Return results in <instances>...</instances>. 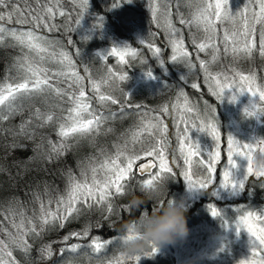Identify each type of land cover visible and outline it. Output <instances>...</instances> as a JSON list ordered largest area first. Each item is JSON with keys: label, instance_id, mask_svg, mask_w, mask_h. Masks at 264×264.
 <instances>
[{"label": "trees", "instance_id": "trees-1", "mask_svg": "<svg viewBox=\"0 0 264 264\" xmlns=\"http://www.w3.org/2000/svg\"><path fill=\"white\" fill-rule=\"evenodd\" d=\"M200 1L162 0L159 4L161 15L158 21L152 18L150 0H131V2H126V0H88V6L83 15H81L82 5L77 7L72 0H9L7 4L0 7V12L5 15V19L0 21V25L6 29L5 33L0 34L2 36L0 38V87H7L10 84L15 86L29 77L31 74L26 71L27 64L46 69L49 83L52 85V89L34 95L31 99H18L16 104L22 105L23 111L0 122V169H2L0 171V222L7 221V216H10L9 212L12 209H23L26 214L25 218L35 217L33 213H36L43 203L53 201L59 194L65 192L70 179L84 169L93 157H101L100 149H107L109 146L105 143L108 142L107 139L100 138L101 131L106 128L105 123H102L99 130L94 129L90 133H77L70 136L64 141L66 149L63 153L52 155V158L49 159L51 154L49 141L57 144L61 142V138L57 135L58 127L60 124H66L70 119L72 115L70 110L74 107L73 97L78 95L81 89L85 93L84 100L88 101L89 110L92 111L93 116L104 117L105 114L109 115L117 110L128 111L127 115L129 116L125 126L117 130L119 138L122 133H129L134 127H139L145 120H149L145 116L154 114L153 112L156 113L159 104L167 100L171 92L184 90L190 98L195 96H202L204 100L210 98V95L200 84L199 65L202 58L207 61L209 57L207 53H198L199 49L196 47V44L204 40L205 35L199 24L192 23ZM114 2L119 3L118 8L112 7ZM46 8L53 9L51 19L44 12ZM13 9H19V11L13 13L9 20L8 13ZM60 12H63V15H60ZM167 12H171L172 23L178 29L177 38L183 40L184 50L188 53L187 59L195 65L197 74L189 73L188 68L176 66V61H183L182 57L178 56L175 61L172 60L173 56L170 57V40L172 38L165 29ZM36 15L43 16L48 26L33 23L32 17ZM20 19H27L29 23H18L17 21ZM181 19L185 23L181 24ZM77 20H80L79 24L76 23ZM53 25L55 27H52ZM29 30L41 37L45 43L52 42L44 43L47 48L46 52L37 53L35 50L21 45L8 34L11 31L19 33ZM138 33L144 36L143 43L138 40ZM89 36L91 40H88ZM116 42H123L135 48L137 55L135 57L127 56L125 63L118 62L119 60L111 55L106 54L103 57L97 55L100 48ZM156 48L160 49L158 54H154ZM61 51L67 53L71 58V71L82 77L78 85L66 76L55 75L69 71L65 64L57 61V56ZM199 55L202 58H199ZM161 60H163L162 65L160 64ZM89 66L93 69L99 68L98 70L108 69L109 75L114 74L118 77L121 76L118 73L127 75H123L126 78L119 79L117 84H114V88L108 90L103 87L98 70L95 75L88 76L86 74V68ZM149 70L152 75H157V78L163 81V94L171 91L168 96H160L146 88L133 89L125 96L124 93L132 78L136 74H147ZM182 77H186V79H182ZM192 78L199 82L200 87L196 89L191 87ZM94 82L100 84L99 92L93 87ZM107 82L110 81L107 80ZM181 84L184 85L181 87ZM55 88L61 89V92L57 94L53 90ZM100 95H110L118 101L113 104L111 100H106L99 104L96 101ZM123 97L126 102L123 101ZM37 108L44 114L53 115V121L43 127H36L42 122L33 119L31 127L35 131L34 136L28 138L18 135L19 125L28 120ZM4 112L7 114L6 106ZM132 112L134 115L131 119ZM163 114L164 118L168 120L170 115L168 110ZM171 123L173 125V120ZM167 137L168 139L172 138L170 132ZM115 138H117L116 135L111 137V140ZM75 142L79 143L77 149H74ZM13 144L20 146L12 147ZM172 144L168 147L170 152L174 148H171ZM176 156L175 153L174 160ZM164 176L169 178L168 174ZM142 184L143 178L133 169L128 194L122 198H110L113 202L118 200L114 204L119 208L111 220L105 219L106 214L102 211L90 218L85 210L84 219L73 214L68 220L61 223L55 221L53 224L45 226L43 231L37 232L39 235L31 233L34 235L32 239L27 237L30 244L29 252L25 253L16 248L14 250L17 263L66 264L71 261L102 263L105 260H110L114 255L122 253L121 224L139 216L141 211L150 213L152 210V202L143 205L139 210H131L128 207L131 195L139 196L141 194L139 188ZM132 187L136 189L134 192L131 190ZM169 193L166 188V199H169ZM120 208L125 209L123 214H121ZM98 221L102 227L96 226ZM110 224L113 226L110 227ZM86 225H91L88 237H76L67 243L73 241L79 243L82 240H88L91 236H99L101 240H112L113 242L99 253L93 252L86 242H83L76 252L60 247L59 237L73 232H82ZM48 244L52 246L53 255L51 258H43L40 250ZM59 248L65 250L58 251ZM146 256L149 257L145 259ZM145 257L142 264H171L170 259L155 253H147Z\"/></svg>", "mask_w": 264, "mask_h": 264}, {"label": "rangeland", "instance_id": "rangeland-1", "mask_svg": "<svg viewBox=\"0 0 264 264\" xmlns=\"http://www.w3.org/2000/svg\"><path fill=\"white\" fill-rule=\"evenodd\" d=\"M218 2L221 3L220 18L216 17V9L213 7L209 10L210 18L212 20V25L209 30H205L207 25L199 24L203 34L205 35L204 40L199 43H206L211 46L207 47L204 51L198 50L197 52H201V54L207 53L209 60L206 61L201 55H199V58H202L201 60L205 62L207 72L210 73L211 76H217L220 84L225 86L224 92L220 94V98L218 99L217 96L212 95V91L217 90V85L211 78H205V71L201 68L200 84L210 95V98L206 100H204L202 96L190 98L185 94L184 90H179L178 92H171L169 90L167 93L163 94V81L157 78V75H151L149 77L146 74H136L129 83V87L124 93L125 96L131 93L133 89L146 88L149 89V91L151 90L152 92L158 93V95L164 97H167L171 92L168 99L159 104V108L156 113L153 112L154 114H148L145 116L146 118H149V120H145L139 127H134L129 133H122L120 138L117 130L125 126L129 116L127 115L128 111L117 110L109 115L105 114L103 123H105L106 128L101 131L100 138L107 139L108 142L105 143L109 146L107 149H100L99 152L102 156L93 157L92 160L85 165L86 167L73 178L80 182L86 181L88 184H92L93 173L91 168L96 167V179L103 182L110 174L100 166L106 159L110 161L112 158H115L118 152H124L128 156H140V159L134 161L132 170L134 169L135 164L139 161L145 162L150 159L154 162L153 166L148 171L142 173L144 182L145 180L151 179L155 176L157 172L161 171L159 168V156L145 155V152L155 148L157 153L163 150L165 162L168 167L172 169V172H174L176 176L180 175L179 179L174 177L172 180L164 176L165 178L163 181L165 183V189L167 188L168 193L170 186H172L171 189L173 191L169 193V199L183 201L185 210L188 206L192 205L205 190L207 192V196H210L211 199L213 197L212 192L216 191L217 195L213 197V200H222V205H224L223 201H228L230 198L237 195V192L230 188L220 187L221 182L224 180L223 173L225 171L230 170L233 173L234 178L236 180H240L244 177L247 165V161L244 158L234 156L233 160L236 162L237 167L230 168L228 165V137L232 136L241 145V148H238L237 151H247V149L242 147L244 144H250L252 146L254 168H258L257 166H260L261 157H264V154L259 151L261 146L258 142L261 141V135L264 131V123L261 119H259V111L262 107L263 101L260 100L258 94L259 90H264V56L260 54V38L261 33L264 32V23H258L254 18V14L259 12V4L257 3V0H227L226 3L225 0H201L200 4H198L199 7H197V13L208 4L215 5ZM245 23L248 24L249 29L247 39L255 41V47L250 55L244 51H233V47L242 48L244 45V41L246 39L243 35L245 31ZM226 34L228 39L225 38ZM233 34H236L234 39L238 41L235 45L233 43ZM170 36L172 39L178 40L177 33H172ZM137 37L139 41L141 39L144 41L143 35L138 33ZM88 40H91L90 36L88 37ZM42 42L45 41L42 40ZM120 44L125 43L116 42L115 44L107 45L104 48H100L99 53L102 57L106 54L111 55L119 60L118 62L125 63L127 62V56L124 61H121L119 55L111 54V48L114 45ZM170 49V57L173 55L179 56L178 53L173 52L172 45ZM214 49L216 50L215 54L217 58L213 61L212 56L214 54ZM59 56H57V61L61 60ZM182 60L183 61H176V66H179L180 68L181 66L188 68L187 61L189 60L187 57H182ZM40 62L43 63V61ZM51 62L55 63L56 61ZM98 69L99 68L93 69L89 66L86 68V74L88 76H91L92 74L95 75V72ZM98 73L102 79L103 87L108 90H112L114 88V84H117V81H119L118 76L108 74V69L98 70ZM189 73L197 74L198 71L194 67L189 70ZM237 73L244 76H255L256 79L253 88L257 91V95L253 96L252 93L248 91L249 82L241 81L240 75H237ZM118 75L126 76L127 74L118 73ZM107 80L110 82L104 83ZM192 83H196L198 87H200L199 82H197L194 78H192L190 85ZM183 85L181 84V87ZM210 88L212 91H210ZM241 88L244 89L243 95H240ZM181 91H183L188 97L189 107L192 108L191 111H185L183 107L185 101L184 97L180 96ZM233 96L236 97L235 100H232ZM123 101L126 102L125 97H123ZM96 102L99 104L103 103L100 99ZM85 103L89 104L87 100ZM252 104L256 106L257 114L251 117L246 116L244 110L249 108ZM164 108H167L170 114L168 120L164 118ZM90 112L92 113V111ZM133 115L134 113L132 112L130 114L131 119ZM83 116L85 119L92 118L88 115V113H84ZM172 120L173 125H171ZM160 121L163 123L159 124ZM148 122L157 123L159 124V127L157 129H153L151 134L148 132H142L139 137L134 139V134L141 132V129ZM70 123L71 119L68 120L66 125H70ZM209 123L215 125L219 136L218 141L213 139L210 134V130L207 129V125ZM162 127L167 128L166 133H162L159 130ZM202 127L205 128V131H199ZM169 132L172 135V138L170 139L167 137ZM115 135L117 137L115 138L116 140H111V137H115ZM185 137L188 139L185 140ZM221 143L223 144V148L220 146ZM170 144H172L171 148L174 147L171 152L168 149ZM197 145H199L198 154L190 158L192 163L191 166H189L185 163V156L189 153V151H197ZM182 146L183 155L181 152ZM78 147L79 143L75 142L74 149H77ZM208 151H218L220 153L218 160L213 165L214 171L211 173L212 183L206 189H189L187 182L184 179V172L190 170L192 180H204L209 173L206 170V166L202 167L199 162L207 161ZM175 153L177 156L174 160L173 158ZM170 161L173 163L172 166ZM118 163L123 165L125 163L124 157H121ZM167 174L169 175V173H165L164 175ZM111 175L114 177V174ZM70 180L71 181L69 182L66 191L59 194L55 200L43 203L36 213H33V216L35 215V217L25 218L26 214L23 209H12L9 212L10 216H7V221L0 222V240L5 241L8 245L7 249L0 252V257L3 258L5 264H13V261H15V264H18L14 255V250L15 248H19L11 243L9 233H11L12 236L18 234V229L14 227V225H18L20 223L21 213L23 214L25 231H27L30 227H35V234L42 231L45 227V225H42L41 223V217L44 213H57L58 217L66 214L65 204L60 202L67 201L72 178ZM97 195H99V193H97ZM91 202V200L85 202L83 198L81 199L79 204L83 206L80 205L79 207H81L83 211L78 216H81L84 219L86 213L85 210H87V214L90 218L94 214L101 213L99 205H95L92 209H88L87 204ZM117 202L118 200L114 203ZM211 205L213 206V203ZM228 212L229 210L222 208L219 215L220 219L217 220V217L213 216L210 210L208 211L209 217L207 219L203 218L202 220V216L206 214V209L201 207L197 213H194L187 218V220L193 221L190 224H187L188 235L186 238L178 240L174 244L161 246L157 248L154 253L170 259L171 264H249V261L259 259L260 255H264V251H261L262 246H260L257 242V256L254 257L251 246L254 237L251 236L245 225H241L239 230H237L236 227L240 222L241 217H245L248 213L252 212H242L238 214L240 217L236 218L232 217L231 214L228 217ZM56 222L61 223L62 221L58 218ZM249 224H251L253 229L256 231H258L261 227H264V212L254 211L253 217L249 220ZM33 236L34 235L30 233L25 235L24 239L27 240V237L32 239ZM65 236L66 235L58 238L61 243V248L65 247L68 249L70 245L77 244L74 241L67 243V241H64L63 239ZM93 237L97 236H91L88 240H82L78 244L81 245L83 242H86V244L89 245L91 238ZM74 239H76V237H70L69 240ZM7 251L12 252L11 257L6 255ZM19 251L22 250L19 249ZM58 251H61V249L59 248ZM82 252L85 253L84 251ZM147 253H151V251L144 252L132 258L127 257L122 252L114 255L110 258V260H105L102 263H92L89 261L80 263L79 261H71L66 264H121V261L122 264H142L144 261L143 258ZM137 257H139V260ZM148 257L149 256H146L145 259ZM153 261H155L154 258Z\"/></svg>", "mask_w": 264, "mask_h": 264}, {"label": "snow or ice", "instance_id": "snow-or-ice-1", "mask_svg": "<svg viewBox=\"0 0 264 264\" xmlns=\"http://www.w3.org/2000/svg\"><path fill=\"white\" fill-rule=\"evenodd\" d=\"M9 0H0V7H3L5 4H7ZM73 4H75L77 7H81V15H83L84 11L87 9L88 6V0H72ZM126 2H131V0H126ZM162 2V0H150V12L152 15V18L154 20L158 21V18L161 15V9L159 7V4ZM227 0H225V3ZM257 3L259 4V12L254 14V18L256 22L258 23H264V0H257ZM113 8H118L119 3L114 2L112 5ZM216 9L215 15L217 18H220V9H221V3H216L215 5L208 4L206 7L200 9L198 13L193 17L192 23L196 24H204L207 25L206 31L209 30V28L212 25V20L210 18L209 10L212 8ZM19 9H13L11 12L8 13V19H11V16L13 13L18 12ZM46 15L49 19H51L53 15V9L52 8H46L44 10ZM60 15H63V12H60ZM5 19V15L3 12H0V21H3ZM80 20H77V24H79ZM21 24L29 23L27 19H20L17 21ZM32 22L39 25L44 24L46 27L48 26L44 20V17L41 15H36L32 17ZM180 23L183 24L185 21L183 19L180 20ZM52 27H55L54 25ZM165 29L169 34L176 33L178 31L177 28L172 23L171 20V12L166 13V23H165ZM6 32V29L0 25V34H3ZM12 37H14L21 45H24L25 47L35 50L37 53H43L47 51V48L44 46L45 42H42V38L37 36L33 31L29 30L26 32H19L11 31L8 33ZM236 34H233V43L234 45L238 43L234 39ZM243 35L246 37L244 41V45L242 48L233 47V51H244L251 54L253 48L255 47V41L247 39L249 35V29L248 24L245 23V31ZM2 38V36H0ZM226 39H228V36L226 34ZM71 42V41H70ZM141 43H143V39L140 40ZM46 43H52V42H46ZM170 43L172 45L173 52L178 53L180 57H187L188 53L184 50L183 46V40L182 39H171ZM195 43V41H193ZM211 45L206 43H199L196 44V47L200 51H204L207 47ZM212 56V60H216L217 56L215 54ZM160 52L159 48L154 49V54H158ZM111 54L113 55H119L121 61H124L126 56L135 57L137 55L136 49L130 47L126 44H120V45H114L111 48ZM260 54L264 56V32L261 33L260 38ZM97 55H100L97 53ZM60 63L65 64V66L69 69V71L66 72H60L56 73L55 75L58 76H66L69 79L73 80V83H76L77 85L81 81L82 77L77 74L76 72L71 71L72 61L71 58L68 56L67 53L61 51L60 52ZM178 56L173 55L172 60H177ZM200 68L205 71V78H211L213 81H215L217 85V90L212 91L210 88V91H212V95L217 96V98H220V94L224 92V87L220 84V81L217 76H211L210 73L207 72V68L205 65V62L201 60L200 62ZM160 64H163V60L160 61ZM23 66V65H22ZM195 65L191 63V61L188 62V68L191 70L194 68ZM26 71L30 73L31 75L29 77H26L23 82L17 83L15 86L8 85L7 87H0V122L6 121L10 119L12 115H15L17 112L23 111L22 105H17L16 101L18 99H31L34 95H39L44 93L47 89H52V85L49 83V77L47 76L46 69L34 67L31 64H27ZM43 74V75H42ZM114 75V74H113ZM147 76H151L152 73L149 70L146 74ZM237 75H240L237 73ZM126 77L121 75L119 76L120 80H124ZM182 79H186V77H182ZM241 81H248V91L252 93L253 96L257 95V91L253 88V85L255 84V76H244L240 75ZM104 83H107L105 81ZM93 87L99 92L100 90V84L94 82ZM191 87L193 89H196L198 85L196 83H192ZM57 94L61 92V89L55 88L53 89ZM241 93H243L244 89L241 88ZM259 97L260 100L264 101V90H259ZM180 96L184 97V109L185 111H191L192 108L189 107V101L188 97L184 94L183 91L180 92ZM85 93L83 89L79 91V94L73 97L74 100V107L70 110L72 115L70 117L71 123L70 125L66 124H60L57 130V135L61 138L60 143H53L49 141L50 147H51V154L49 155V159L52 158V155H58L62 154L63 151L66 149V145L64 143L65 140H67L70 136L74 134H85L90 133L94 129L99 130L100 124L103 123L104 117H97L93 116V114L89 111V105L85 103L84 101ZM101 102H104L106 100H111L113 104L117 103V100L113 98L112 96H106V95H100L99 97ZM236 97L233 96L232 100H235ZM5 106L7 107V114L4 112ZM175 107V106H174ZM167 108H164V111L167 112ZM246 116H254L257 114L256 106L254 104L250 105L249 108H246L245 110ZM88 113L89 116L92 118L85 119L83 114ZM33 119L36 121H41V124H37L36 127H43L47 125L49 122L53 121L54 117L51 114H44L42 111L37 108L35 112L32 114V116L29 117L28 120L23 121L19 125V133H17L20 136L31 138L34 136L35 131L31 127L33 124ZM158 119V118H157ZM163 122L160 121L159 124H162ZM159 124L148 122L144 125V127L141 129V132H138L134 134V139L139 137L142 132H148L151 134L153 129H157L159 127ZM207 129L210 130V134L213 137L214 140H219V136L216 130V127L214 124L209 123L207 125ZM111 130V129H109ZM162 133L167 132L166 127H162L159 129ZM199 131H205V128H200ZM188 138L185 137V140ZM228 143H229V151H228V165L230 168H236V162L233 160L234 156H238L241 158H244L247 161L246 170L244 173V177L240 180H236L233 176V173L229 171H225L223 173L224 180L221 182L220 187H226L230 188L235 192L242 191L245 187L246 181L251 176H256L258 178H264V164H260L258 168H254L253 166V148L250 144H244L242 147L244 149H247V151H237L238 148H241V145L238 141H236L232 136L228 137ZM261 144H264V141L260 142ZM20 145L13 144L12 147H18ZM191 147V145H190ZM218 147V145H217ZM199 151V145H197V151H189V153L185 156V163L191 166V157H194L198 154ZM259 151L264 154V147H260ZM181 152L183 155V146L181 148ZM145 155L147 156H159V168L160 172H157L155 176H153L151 179L145 180L142 184V186L147 187L149 185H152L154 182L158 180L164 179L165 173H171L172 169L168 167L167 163L165 162L163 150H161L159 153H157L156 149L153 148L150 151L145 152ZM220 156V153L208 151L207 161H200V165L202 167L206 166V170L209 173V175L204 180H192L191 179V173L189 171L184 172V179L187 182V186L189 189H206L208 186L212 183V176L211 173L214 171L213 165L216 163ZM121 157H124L125 163L121 165L118 163L120 161ZM31 159V158H30ZM140 159L139 155L135 156H128L124 152H118L115 156V158H112L110 161L105 160L103 164L100 166L102 169L106 170L110 175L107 176L103 182L98 181L96 179V167H92L91 171L93 173L92 176V184H88L85 182L77 181L75 178H72V183L70 184L69 191H68V197L67 201H61L60 203L65 204L66 214L63 216L58 217L57 213L53 212H47L44 213L41 217V223L42 225H50L53 224L58 218L60 221L68 220L69 217H71L73 214L79 215L83 209L79 207V203L81 199L83 198L85 202L88 200H91V203L87 204L88 209H92L95 205H99L100 209L103 213H105V219L111 220V217L116 214L117 205L114 204L113 200L110 199L112 197H123L128 194L130 190V179L132 176V168L133 163L135 160ZM153 165H140V171L141 173L146 172L149 168H151ZM2 171V169H0ZM114 174V177L111 175ZM127 178V179H126ZM262 186H264V182H262ZM114 189V192H113ZM131 190L134 192L136 189L135 187H132ZM99 193V195H97ZM212 195H217L216 191L212 192ZM209 208L211 210V214L213 216H219L220 211L213 207L212 205H209ZM125 211L124 208H120L121 214H123ZM253 217V213H248L247 216L241 217L240 222L237 224V230H239L241 225H245L247 227L248 232L251 234L252 237H254V240L252 241V249H253V256H257V242L260 246H262L261 251H264V227H261L258 231L254 230L252 225L249 224V220ZM63 226V224H61ZM97 227H102V224L98 221ZM112 227L113 225H109ZM18 229V234L15 236H12L11 233H9L11 243L14 244L17 248L21 249L23 252L28 253L30 250V245L27 240L24 239L25 235H28L30 233H35L36 229L35 227H30L25 231V225H24V219L23 214L21 213V220L18 225H14ZM90 228L91 225H86L85 228L82 230V232H73L69 235H66L63 239L64 241H68L70 237H88L90 234ZM43 231V229H42ZM39 235V233H37ZM121 239V238H120ZM112 240H106L102 241L99 236L91 238L90 244L88 247L92 249L93 252L99 253L102 249H105L109 244H111ZM8 245L5 243V241L0 240V252H3L5 249H7ZM81 247L80 244H72L67 249L71 252H76ZM65 249H61L63 252ZM41 255L43 258H51L53 255L52 246L51 244L45 245L43 248H41ZM156 251V248H152L151 253L153 254ZM6 255L11 257L12 252L7 251ZM139 260V257H137ZM0 264H5V261L2 257H0ZM13 264H15V261H13ZM122 264V261H121ZM249 264H264V255H260L259 259H253L249 261Z\"/></svg>", "mask_w": 264, "mask_h": 264}, {"label": "clouds", "instance_id": "clouds-1", "mask_svg": "<svg viewBox=\"0 0 264 264\" xmlns=\"http://www.w3.org/2000/svg\"><path fill=\"white\" fill-rule=\"evenodd\" d=\"M261 164H264V157H261ZM139 191V196L131 195L128 207L139 210L152 202V210L150 213L141 211L139 216L124 221L120 226L121 248L129 258L152 248L174 244L188 235L183 201L166 199L163 179L147 187L141 186Z\"/></svg>", "mask_w": 264, "mask_h": 264}, {"label": "flooded vegetation", "instance_id": "flooded-vegetation-1", "mask_svg": "<svg viewBox=\"0 0 264 264\" xmlns=\"http://www.w3.org/2000/svg\"><path fill=\"white\" fill-rule=\"evenodd\" d=\"M259 119H261L262 122L264 123V107L260 108ZM263 134H264V131L262 135ZM261 141H263L262 138H261ZM261 141H258V142L261 147H264V144L260 143ZM220 146L221 148H223L222 143ZM170 164L171 166L173 165L172 161H170ZM174 177H176L174 172L169 173L170 180H172ZM176 178L179 179L180 175H178ZM262 182H264V178H258L256 176L249 177V179L246 181L244 189L242 191L237 192V195H235V197L230 198L228 201H223L224 205L221 204L222 200L221 201L219 199L213 200L214 196L211 199L210 196H207L206 190L203 191L201 196H199L198 199H196L195 202L192 205L188 206V208L185 210L186 224H190L193 221V220L189 221L187 220V218L190 215L197 213L201 207L206 209V214L203 215L202 217L203 218L208 217L209 216L208 211H210L209 205H211L212 203H213V207H216L219 211L222 208H225V210H229L228 212L229 214H227L228 217L230 214L232 217H235V218L240 217L238 214L245 212V211H249L252 213L254 211L264 212V186H262ZM171 188L172 186H170L169 192L173 191ZM216 217H217L216 218L217 220L220 219V216H216Z\"/></svg>", "mask_w": 264, "mask_h": 264}, {"label": "water", "instance_id": "water-1", "mask_svg": "<svg viewBox=\"0 0 264 264\" xmlns=\"http://www.w3.org/2000/svg\"><path fill=\"white\" fill-rule=\"evenodd\" d=\"M263 140H264V135H263ZM149 164H151V165H152V163H150V162H149ZM146 165H148V163H147ZM149 169H150V168H149ZM149 169H148V170H149ZM148 170H147V171H148Z\"/></svg>", "mask_w": 264, "mask_h": 264}]
</instances>
